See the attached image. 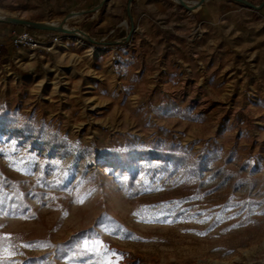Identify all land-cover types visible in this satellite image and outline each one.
<instances>
[{"label": "rangeland", "instance_id": "374dc122", "mask_svg": "<svg viewBox=\"0 0 264 264\" xmlns=\"http://www.w3.org/2000/svg\"><path fill=\"white\" fill-rule=\"evenodd\" d=\"M3 113L0 264H264V3L0 0Z\"/></svg>", "mask_w": 264, "mask_h": 264}, {"label": "trees", "instance_id": "16d2710c", "mask_svg": "<svg viewBox=\"0 0 264 264\" xmlns=\"http://www.w3.org/2000/svg\"><path fill=\"white\" fill-rule=\"evenodd\" d=\"M243 1L249 4H260L264 3V0H236ZM9 131L11 135H17L19 133H27L29 135L36 134L37 136L41 135V132H35L31 126L29 120L21 121L14 114L3 113L0 115V132ZM45 141L53 143L54 147L52 148L53 152L61 151L62 147L58 143L57 139L53 136L45 137ZM126 156H131L129 153L122 155V158ZM145 156L148 159H159L167 163V161H172L174 166L182 165L183 167H192L194 170H198L201 167L200 160H196L194 155H190L187 151L182 150L179 147L167 146L164 149L154 148L151 151H146Z\"/></svg>", "mask_w": 264, "mask_h": 264}, {"label": "built area", "instance_id": "2783aa9c", "mask_svg": "<svg viewBox=\"0 0 264 264\" xmlns=\"http://www.w3.org/2000/svg\"><path fill=\"white\" fill-rule=\"evenodd\" d=\"M18 42L19 43H23L25 45L28 44L29 46L35 45V41L31 40L27 35L19 37Z\"/></svg>", "mask_w": 264, "mask_h": 264}, {"label": "water", "instance_id": "95a60500", "mask_svg": "<svg viewBox=\"0 0 264 264\" xmlns=\"http://www.w3.org/2000/svg\"><path fill=\"white\" fill-rule=\"evenodd\" d=\"M46 29H53V30H60L61 29V25L59 26H52V27H45Z\"/></svg>", "mask_w": 264, "mask_h": 264}, {"label": "snow or ice", "instance_id": "6c2138e0", "mask_svg": "<svg viewBox=\"0 0 264 264\" xmlns=\"http://www.w3.org/2000/svg\"><path fill=\"white\" fill-rule=\"evenodd\" d=\"M93 244L94 245H98V244H100V241H93ZM87 245H88V242L85 241V247H87ZM90 250H95V249L93 248V249H90Z\"/></svg>", "mask_w": 264, "mask_h": 264}, {"label": "bare ground", "instance_id": "6f19581e", "mask_svg": "<svg viewBox=\"0 0 264 264\" xmlns=\"http://www.w3.org/2000/svg\"><path fill=\"white\" fill-rule=\"evenodd\" d=\"M72 16H70L69 18H71ZM60 24H57V23H53V24H51L50 25V27H52V26H59Z\"/></svg>", "mask_w": 264, "mask_h": 264}]
</instances>
